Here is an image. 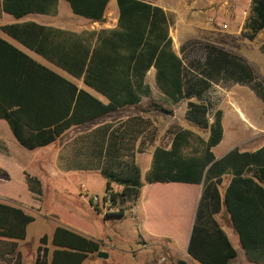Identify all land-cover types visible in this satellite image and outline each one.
I'll list each match as a JSON object with an SVG mask.
<instances>
[{"label":"trees","instance_id":"trees-1","mask_svg":"<svg viewBox=\"0 0 264 264\" xmlns=\"http://www.w3.org/2000/svg\"><path fill=\"white\" fill-rule=\"evenodd\" d=\"M59 1L2 0L0 12L16 19L32 14H57ZM64 1L75 15L105 24L106 11L112 0ZM117 4L120 13L118 27L90 32L87 44L70 42L61 37L63 32L34 23L1 28L69 74L78 77L84 75L85 84L103 95L108 104L79 90L76 85L0 38V119L9 123L24 148L35 150L45 147L74 125L94 121L125 107L138 105L144 97H151L152 89L146 77L154 68L162 105L173 107L188 101L187 121L208 130L209 137L207 141L195 144L192 132H176L170 149H156L147 175L148 183L204 186L198 218L188 246L189 253L195 259L203 264H230L236 257L223 231L208 225L212 222L211 215L202 220L203 209L209 214L216 213L223 199L249 259L264 264V147L254 153H241L235 149L217 161L213 149L224 138L223 111L216 110L211 123V104L205 99L213 83L230 81L252 85L264 100L261 82L243 59L210 44L200 46L203 51L199 55L194 54V58L186 53V47L179 56L173 49L170 37L175 19L162 8L140 0H117ZM263 31L264 0H252L242 35L254 42ZM260 51L264 54V43ZM13 76L43 77L40 82L43 84L42 93L35 99H39L36 117H45L46 113L53 110L47 102L56 105L61 101L56 93L53 96L47 94L49 90L58 92L66 100L65 113L47 123L38 121L37 124H31L27 120V112L31 108L24 100L25 92L18 94L15 88L12 93L9 88L1 87V83L5 82L3 80ZM19 83L24 86L27 82ZM53 83L56 84L54 88ZM162 105H157L156 110L169 113ZM111 150L102 175L107 182L106 192H114V200L118 201L121 209L119 213L108 217H123L126 210L124 206L136 200L141 193V170L131 156L123 158L121 146L118 151ZM0 166L13 178L10 185H0V197L30 207L35 212L42 211V183L23 172L18 162L10 156L2 139ZM226 175L232 176V179L222 198L218 185L222 184V177ZM114 186L120 189L116 192ZM52 216L57 218L56 215ZM35 220L24 209L0 202V264H20L18 243L26 240L28 227ZM64 223L77 228L70 222ZM47 242L48 237L44 236L42 245L46 246ZM51 242L55 247L51 258L49 250L42 247L36 264H83L90 255L102 251L99 242L63 225L57 227ZM179 264L186 263L181 261Z\"/></svg>","mask_w":264,"mask_h":264},{"label":"crops","instance_id":"crops-1","mask_svg":"<svg viewBox=\"0 0 264 264\" xmlns=\"http://www.w3.org/2000/svg\"><path fill=\"white\" fill-rule=\"evenodd\" d=\"M64 0H60L58 4V13L57 14H50V15H39V14H32L28 15L23 19H16L11 15L2 13L6 15V19H8L7 23L2 22V17L0 18V38L7 41L30 58H32L37 63L47 67L48 69L54 71L57 75L64 78L66 81L76 85L79 90H84L91 94L92 96L99 99L102 103L108 104V100L95 91L94 89L88 87L84 82V75L80 77L76 75L69 74L65 70L55 66L53 63L48 61L44 56L28 49L24 46L20 41L16 40L12 36L6 34L1 30V28L6 26L12 25H20V24H27V23H34L40 26H44L49 29L59 30L63 32L61 37L66 38L70 42H79L82 44L88 43V34L90 32H98L103 29H116L118 27L119 21V11L113 9V23H95L91 22L83 17L77 16L72 12V9L68 8L64 2ZM146 3H149L153 6H158L162 8L165 13L172 15L175 19V25L170 30V37L173 40V49L174 51L181 56V50L187 45H185V40H191L193 38H211L215 35V32L211 28L210 23L207 21L208 15L212 16L213 14H220L225 15L231 22H239L240 21V28L238 33H241L245 26V21L249 9L251 7L252 0H189L187 4L183 5L181 2L178 3V0H140ZM110 5V4H109ZM106 11L107 18L109 12V6ZM70 6V5H69ZM185 6V7H184ZM199 18L198 21L192 22L193 30L186 34L185 28V17L186 16ZM239 20V21H238ZM196 25H199L196 27ZM95 44V41L94 43ZM260 50V45L258 46ZM261 52V51H260ZM262 53V52H261ZM263 54V53H262ZM264 55V54H263ZM248 57L246 56V60ZM249 62V60H248ZM49 79L51 76H47ZM156 77V70L152 68L146 77L147 84L152 89V96H153V88L152 85L148 82L150 78L155 81ZM4 83H1V87L9 88L10 92H14L15 88L19 92H25L24 100L31 108L30 111L27 112V116L29 122L37 124L38 121H43L47 123L57 117H59L62 113L66 111V100H64L61 96H59L58 92H50L49 90L47 94L56 93L61 101L53 105L52 102H47L53 107L52 111L46 113L45 117L39 118L36 117V111L39 108V99L38 95L42 93L43 84L40 83L43 81V77L41 76H34V77H19L13 76L11 78H7ZM21 81H25L24 86H21ZM55 83L52 84V87H55ZM158 90V89H157ZM158 91V95H159ZM151 97H144L142 101L135 106H128L120 111L104 115L95 119L94 121H90L80 125H74L68 130H66L54 143L41 147L35 150H28L24 148L18 139L16 138L11 126L6 120L0 119V139L4 142L7 147V150L10 156L18 162V164L23 169V172L27 173L32 177H36L42 183V188L44 192V200H46L47 196L51 194H55L58 190H63L67 188H77L79 193L83 195V188L87 189V193L84 195L88 196L89 191H93L94 183L97 180H100L102 184L107 182L102 175V171L105 168L106 160L108 153L112 152V148L115 151H118L119 146H121V152L124 155L123 158L127 159L131 156V159L134 160L136 165L140 167L141 170V181L143 184L141 193L139 197L134 200L129 206L130 208L127 209L125 205V212L123 217H115L109 215L105 216L102 212L98 209H95L92 201L90 200V204L92 208H94L95 212L99 217H104L106 222L114 221V220H122L125 217L127 212H130L136 215V222L139 226V234L140 238L137 241L140 244V248L138 249L139 255L137 254L134 259H138L136 264H163L165 260L162 257L163 251H170L174 255L177 256L178 254V264L181 261H184L186 264H203L199 260L195 259L188 250L189 241L192 235L193 228L196 224L199 207L202 200L203 185H192V184H180V183H171V184H178L181 185L184 189H188L190 194L183 197L182 200L184 202V211L188 215L183 220V225L187 222V228L183 231V236L180 237L179 235L173 234H166L163 231H156L154 229L151 231V238H145L142 236V231H144L145 227V215L144 210H147L150 207L148 197H145V194H149L151 191H157L160 188L164 187L168 184H149L147 181L148 172L151 169L153 155L156 149L159 147L155 144L156 141L150 139L147 135V131L150 128H153V119L151 115H147V113L142 112H135L132 116H125L123 122L119 124H114L111 122V118L120 112H125L126 115L131 114L136 108L142 107V105ZM160 96V95H159ZM51 98V97H49ZM64 100V101H62ZM18 108V107H16ZM72 111V108H71ZM70 111V112H71ZM38 112V111H37ZM152 112H149L151 114ZM39 115V114H38ZM242 116V115H241ZM63 120V119H62ZM237 120V119H236ZM213 121H211L212 123ZM237 124V123H236ZM235 124L234 127H237ZM224 127V138H226V131H225V123L223 121ZM147 135V136H146ZM145 136V137H144ZM209 137V136H208ZM149 138V139H148ZM208 140V138H207ZM203 140V141H207ZM222 140V142H223ZM172 142V141H171ZM221 142V143H222ZM220 143V144H221ZM219 144V145H220ZM235 140L232 141L231 149L228 151H222L221 157H217L215 153H217L215 147L213 149V153L216 157V160L219 161L225 156H227L230 152L235 150L234 148ZM111 147V148H110ZM171 147V145H170ZM264 147V144L252 151L250 153H254ZM163 148V147H162ZM170 149V148H166ZM227 149V148H226ZM225 149V150H226ZM239 150V149H238ZM240 151V150H239ZM224 152V153H223ZM244 153L245 151H240ZM143 157H147V166L149 170L146 173L145 181H143L142 177V169L140 166V160ZM114 167V164H112ZM223 182L221 185H218V189L222 198L224 197L225 191L228 188L232 176L226 175L222 177ZM13 181L11 174L4 169V167L0 166V185H10ZM116 189H120L118 186H114ZM51 188V190H50ZM106 192V189H105ZM104 192V194H105ZM102 194L101 196H103ZM177 195V194H176ZM100 196V195H99ZM0 202L7 203L19 208H27L30 207L20 205L12 200H6L5 198L0 197ZM154 203H157V207L159 212H162L161 204L163 201L156 200ZM25 210V209H24ZM203 221L206 219L207 216L211 215L212 222L208 225L210 227H218L223 234L227 237L233 250L236 252V257L231 261L230 264L234 262L236 264H261L249 259L246 250L244 249L240 235L238 234L236 228L231 221V217L223 204L218 212L211 213L206 209H203L202 213ZM144 220L142 223L141 221ZM61 223L60 221H56V227L54 228L53 234L57 227L60 225L66 226L70 229H73L76 232L83 234L84 236L88 237L89 239H94L95 241L101 243V241L97 240L95 237H92L89 231H86L81 228L76 229L75 227H71L69 224ZM155 241V243H152ZM104 245V244H101ZM102 249V247H101ZM156 251V252H154ZM102 253L106 251H101ZM100 252V253H101ZM243 253L244 259L239 261L240 255ZM108 255V254H107ZM90 257V256H89ZM88 257V259H89ZM110 255H108V259ZM160 258V259H158ZM87 259V260H88ZM86 260V261H87ZM85 261V262H86ZM84 262V263H85ZM83 263V264H84Z\"/></svg>","mask_w":264,"mask_h":264},{"label":"rangeland","instance_id":"rangeland-1","mask_svg":"<svg viewBox=\"0 0 264 264\" xmlns=\"http://www.w3.org/2000/svg\"><path fill=\"white\" fill-rule=\"evenodd\" d=\"M187 1L189 0H178L177 2L185 5ZM63 2L70 9L69 4L66 1ZM109 6L106 22L112 24V10L119 11L117 0H112ZM248 16L249 12L246 18ZM1 17L2 12H0ZM217 17L228 25V29L224 30L210 23V15H208L207 21L210 23L215 35L211 38L186 39L185 45L188 44L186 53L194 58V54L199 55L203 51L199 48L200 46L210 44L240 57L252 68L256 79L261 82V91L264 94V55L258 49V46L264 43V31L259 34L256 41L250 42L243 37L242 32L238 33L240 28L239 20V22H231L229 18L221 15V13ZM197 19L199 18H192L188 15L185 17L186 34L193 30L192 22H197ZM1 20L3 23L8 22L6 15H3ZM246 56L249 62L246 60ZM148 82L153 88L152 98L148 99L142 107L136 108L129 115H126L123 111L117 113L111 118V122L119 124L123 122L125 116H132L135 112L147 113V115L152 116L154 125L153 128L147 131V135L150 139L156 141V145L163 148H170L174 134L183 130L193 133V142L195 144H201L203 140H207L209 131L197 127L186 119L188 101L173 107L162 105L155 82L152 78ZM205 99L211 104V121H213L216 110L220 109L223 111V121L226 125V138L216 148L217 153L215 154L218 158L221 157L222 151L226 152L231 149L232 141L234 140L235 144L233 147L245 152L255 151L264 144V100L254 91L252 85L234 84L230 81L213 83L206 93ZM157 105L164 106L169 113L158 112L156 110ZM149 112L152 113L149 114ZM235 124L237 127H234ZM147 160V157H143L140 160L143 181H145L146 173L149 170ZM105 189L106 183L102 184L100 180H97L94 183L93 191H89L88 196L81 195L77 188L72 187L71 189L58 190L55 194L50 193L46 200H44L43 209L40 212L24 208L26 213L34 216L36 220L28 227L26 240L18 243V251L21 253L20 264H36L42 247H46L49 250V256L51 258L55 250L51 240L54 228L56 227V221H60L61 223L70 222L76 225V229L81 230L82 228L89 231L92 237L101 241L100 244H104L102 245V251H106L104 253L110 255V258H101L98 253L90 255L84 264H136L140 261L139 258L134 259L139 253L138 249L140 248V244L137 242L139 241L140 234L138 232L139 226L136 222V215L127 212L122 220L106 222L104 217H99L94 210V208L99 210V206L92 203L94 206L92 208L90 204L92 197L94 195L101 196L104 194ZM114 190L118 191L119 189L114 188ZM189 194L188 189H184L178 184H168L157 191H151L149 194H145V197H148L150 207L144 210L145 229L141 233L142 236L151 238V231L157 229L156 231H163V233L172 236L176 234L184 237L182 230L184 228L186 230L188 226L187 222L183 225V220L187 214L183 209L184 202L182 198ZM156 200L163 201V204H161V213L157 210V203H154ZM131 205H126L127 209ZM52 215H56L57 218ZM141 222L143 223L144 220ZM44 236L48 237L46 246L41 243ZM152 243H155V241ZM163 252L162 257L165 260L163 264H178V254L176 256L168 250ZM242 259H244L243 253L240 255L239 261ZM233 264L236 263L234 262Z\"/></svg>","mask_w":264,"mask_h":264},{"label":"built area","instance_id":"built-area-1","mask_svg":"<svg viewBox=\"0 0 264 264\" xmlns=\"http://www.w3.org/2000/svg\"><path fill=\"white\" fill-rule=\"evenodd\" d=\"M209 22L220 27L221 29H228V25L222 22L216 14H213L209 18ZM83 193H87V189L83 188ZM92 201L94 204L99 206V210L102 212L103 215H113L119 213L121 209V205L114 200V192H105L103 196L94 195L92 197Z\"/></svg>","mask_w":264,"mask_h":264},{"label":"water","instance_id":"water-1","mask_svg":"<svg viewBox=\"0 0 264 264\" xmlns=\"http://www.w3.org/2000/svg\"><path fill=\"white\" fill-rule=\"evenodd\" d=\"M99 257H101V258H108V255L101 252V253H99Z\"/></svg>","mask_w":264,"mask_h":264}]
</instances>
